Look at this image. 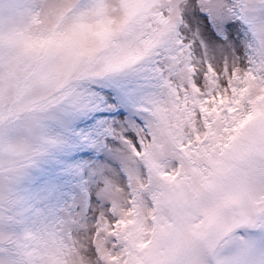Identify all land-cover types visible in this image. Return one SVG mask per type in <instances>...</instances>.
Instances as JSON below:
<instances>
[{
	"label": "snow or ice",
	"instance_id": "6c2138e0",
	"mask_svg": "<svg viewBox=\"0 0 264 264\" xmlns=\"http://www.w3.org/2000/svg\"><path fill=\"white\" fill-rule=\"evenodd\" d=\"M236 10L248 65L197 60L184 20L224 44L209 21ZM99 83L114 90L91 99ZM97 103L149 124L121 133L142 175L130 195L107 183L93 224L65 200L75 170L45 166L69 143L62 118ZM116 127L82 133L92 150L73 159L115 147ZM0 264H264V0H0Z\"/></svg>",
	"mask_w": 264,
	"mask_h": 264
},
{
	"label": "rangeland",
	"instance_id": "374dc122",
	"mask_svg": "<svg viewBox=\"0 0 264 264\" xmlns=\"http://www.w3.org/2000/svg\"><path fill=\"white\" fill-rule=\"evenodd\" d=\"M245 3H253L254 0H244ZM213 31L225 41L224 44H216L209 40L199 27V24L189 25L187 19L178 29L182 39L186 43L193 44V54L197 60L205 63H211L214 67L222 69L228 67H245L253 56L255 50V41L250 27V20L240 14V10L233 12L228 20L217 23L215 19L209 21ZM228 23H240V33L237 36L239 45L229 39L225 27ZM88 96L91 99H105V91L114 89L107 83L89 85ZM123 111L125 116L121 118L116 113ZM98 116V118H97ZM139 116L137 111L131 110L125 105L119 106L107 105L101 106L97 103L87 116L66 115L62 118V123L58 130L65 135L69 143L66 149L57 157L58 163L46 165L45 167L55 175H66L67 169L75 170V175L70 176L66 183L70 186L65 191V200L71 204L73 200L77 201L76 210L82 213L90 223H95L100 215L109 213L110 200L105 195V185H111L124 189L127 194L135 190V184L141 177L142 172L139 164L135 160L131 149L124 143V137L121 133L126 128L131 129L128 132L129 138L138 139L143 135L141 128H147L149 122L145 117L139 116L144 123L137 122ZM95 123L85 126L86 121L93 120ZM107 124L111 129L117 126L115 147L109 146L106 153L100 150L95 151V155L89 159H73V157L82 156L84 152L92 149L79 141L82 133L91 132L101 125ZM104 157L101 159V157Z\"/></svg>",
	"mask_w": 264,
	"mask_h": 264
}]
</instances>
